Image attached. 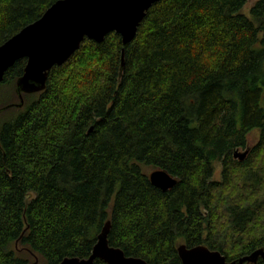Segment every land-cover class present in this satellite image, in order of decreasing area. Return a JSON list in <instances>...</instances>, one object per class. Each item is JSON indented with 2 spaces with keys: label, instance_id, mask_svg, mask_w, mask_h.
I'll return each instance as SVG.
<instances>
[{
  "label": "trees",
  "instance_id": "trees-1",
  "mask_svg": "<svg viewBox=\"0 0 264 264\" xmlns=\"http://www.w3.org/2000/svg\"><path fill=\"white\" fill-rule=\"evenodd\" d=\"M55 1L0 0V46ZM248 2L159 0L129 43L84 38L39 91L17 90L26 58L5 71L0 264L86 258L106 221L109 244L148 264H182L181 244L264 251V0Z\"/></svg>",
  "mask_w": 264,
  "mask_h": 264
},
{
  "label": "water",
  "instance_id": "water-1",
  "mask_svg": "<svg viewBox=\"0 0 264 264\" xmlns=\"http://www.w3.org/2000/svg\"><path fill=\"white\" fill-rule=\"evenodd\" d=\"M159 0H56L40 18L23 27L0 46V82L5 71L20 58L26 64L17 90L35 92L45 87L48 71L54 65L65 62L79 47L84 38L101 42L111 31L118 33L124 45L136 35L138 26L149 7ZM22 102V100H21ZM20 102V104H21ZM248 149H235L233 157L243 160ZM150 183L166 191L174 186L176 178L163 169L148 173ZM110 222L106 221L91 253L86 258L65 257L59 264H93L101 259L107 264H148L141 257L127 256L124 251L109 244ZM182 264H243L256 261L264 251L257 250L238 260L228 261L217 250L203 244L177 246Z\"/></svg>",
  "mask_w": 264,
  "mask_h": 264
},
{
  "label": "rangeland",
  "instance_id": "rangeland-1",
  "mask_svg": "<svg viewBox=\"0 0 264 264\" xmlns=\"http://www.w3.org/2000/svg\"><path fill=\"white\" fill-rule=\"evenodd\" d=\"M254 0H249V2L245 5V8H248L250 6L251 3H253ZM9 93V89L8 87H3L0 89V104L5 102V100L3 99V96ZM10 113L6 112H1L0 111V122L3 121L4 119L8 118L10 115ZM257 131L253 130L249 133V135L247 136V148L249 150V147H251L252 145H254L257 141ZM245 149H238L240 152H243ZM152 169H148V173L151 171ZM219 170H220V165L219 163L215 164V173H214V178L218 179L219 178ZM29 259V263L30 264H44V262L42 260H40L39 258H35L34 256L29 255L28 256Z\"/></svg>",
  "mask_w": 264,
  "mask_h": 264
}]
</instances>
